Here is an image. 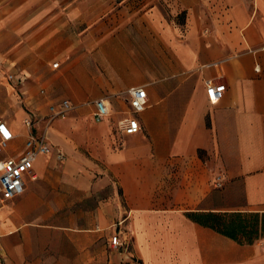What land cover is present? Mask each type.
I'll list each match as a JSON object with an SVG mask.
<instances>
[{
	"label": "crops",
	"instance_id": "crops-1",
	"mask_svg": "<svg viewBox=\"0 0 264 264\" xmlns=\"http://www.w3.org/2000/svg\"><path fill=\"white\" fill-rule=\"evenodd\" d=\"M118 1L60 0L58 17L52 0L0 3V68L33 80L23 107L14 86L27 76L11 84L0 69L14 136L0 162L24 153L27 119L64 100L77 113L47 131L50 153L0 206V264H264V233L229 236L264 223V0ZM209 84L226 87L218 103ZM129 117L140 132L118 133Z\"/></svg>",
	"mask_w": 264,
	"mask_h": 264
},
{
	"label": "built area",
	"instance_id": "built-area-1",
	"mask_svg": "<svg viewBox=\"0 0 264 264\" xmlns=\"http://www.w3.org/2000/svg\"><path fill=\"white\" fill-rule=\"evenodd\" d=\"M58 67V63L53 65ZM13 80L14 77L10 76ZM226 92L224 84H209L207 86V96L212 104L218 103L223 99ZM129 104L133 113L138 114L146 108L148 104L147 92L144 87H136L128 90ZM107 100L102 98L94 101L96 112L94 118L97 122H101L109 115ZM53 116H64L74 109L69 101H62L57 106H51ZM25 124L31 128L32 119H27ZM119 130L126 135H135L140 132L141 127L136 117H129L119 124ZM14 139L12 132L9 130L5 122L0 120V154H2L10 142ZM50 153V147L47 144L45 134L37 135L31 132L26 142L24 153L18 159H6L0 162V206L13 200L25 192V176L32 174L33 165L40 156ZM60 160L64 159L62 154H58ZM217 187H222V180L218 178ZM111 244L114 248L122 246L117 236L113 237Z\"/></svg>",
	"mask_w": 264,
	"mask_h": 264
},
{
	"label": "rangeland",
	"instance_id": "rangeland-1",
	"mask_svg": "<svg viewBox=\"0 0 264 264\" xmlns=\"http://www.w3.org/2000/svg\"><path fill=\"white\" fill-rule=\"evenodd\" d=\"M9 1H11V0H0V3H4V2H8L9 3ZM53 2H54V4H52V9H54V11H55V14L57 15L56 17H58V14H59V11H60V9L58 8V5H57V2L58 1H60V0H52ZM121 0H119L118 2H117V4H119V3H121L120 2ZM8 7H10V3L8 4ZM160 7H161V9L165 12V13H168V10H167V7L165 6V4L164 3H161L160 4ZM167 18H169V13L167 14V16H166ZM23 41V40H22ZM22 41H20V44L19 45H22ZM56 63V62H55ZM1 69V72H2V74L4 75V77H5V81H7V82H9V83H11L12 84V82H11V80H10V73H20V74H24V75H26L24 72H23V70L22 69H19V68H17V67H15L14 69H11V71L9 72V69H7V68H4V67H2V68H0ZM27 76V75H26ZM25 76V77H26ZM33 80H32V78H30V77H28L27 76V79H26V81L24 82V84H17V85H15L14 86V88H15V90H16V92H17V94H18V101L20 102V104L23 106V107H25V103H24V99H25V96H26V94H25V92H26V90H25V87H27V86H29L30 85V83L32 82ZM36 91L35 92H37V93H42L41 92V90L42 89H45V87H43V86H37L36 88ZM46 90V89H45ZM60 100H62L61 98H58L57 96H56V98H55V100L53 99V100H51V103H58ZM47 106V105H46ZM50 110V111H49ZM74 110V109H73ZM73 110H71V111H69L67 114H65L64 116H53V114H52V111H51V109H48V114L47 115H44V116H42V117H39L38 115H37V118L35 117L34 119H37L36 121L33 119V121H32V126H31V128H32V130L33 131H37L38 133H40V134H47V131L48 130H50L51 129V127L53 126V125H55V124H57V123H59V118H61V117H67V119L69 120V119H72L73 117H75V115L77 114L75 111H73ZM73 111V112H72ZM49 113H51L50 115H49ZM38 123H40V127L38 126ZM38 126V127H37ZM38 129V130H37ZM118 133L119 132H121L120 130H119V127H118ZM39 134V135H40Z\"/></svg>",
	"mask_w": 264,
	"mask_h": 264
},
{
	"label": "trees",
	"instance_id": "trees-1",
	"mask_svg": "<svg viewBox=\"0 0 264 264\" xmlns=\"http://www.w3.org/2000/svg\"><path fill=\"white\" fill-rule=\"evenodd\" d=\"M259 231L262 232V234L264 233V223L263 226L261 227V230L258 226V222H254L251 226L244 224L242 226V230H232L230 232V235L228 233V235L233 238L236 241H242V238H245V240L249 241L251 238L253 237H258L259 236ZM236 232L239 233V235H236Z\"/></svg>",
	"mask_w": 264,
	"mask_h": 264
}]
</instances>
